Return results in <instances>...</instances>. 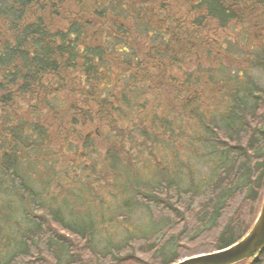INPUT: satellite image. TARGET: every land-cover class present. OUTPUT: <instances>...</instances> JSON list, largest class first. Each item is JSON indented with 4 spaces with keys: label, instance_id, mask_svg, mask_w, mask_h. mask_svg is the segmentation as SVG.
Wrapping results in <instances>:
<instances>
[{
    "label": "trees",
    "instance_id": "1",
    "mask_svg": "<svg viewBox=\"0 0 264 264\" xmlns=\"http://www.w3.org/2000/svg\"><path fill=\"white\" fill-rule=\"evenodd\" d=\"M261 7L264 0H0V242L19 238L0 264H87L92 257L99 264H173L242 239L264 197V87L251 74H264V42L249 56V68L220 60L225 46L214 57L219 64L208 68L207 45L216 28H234L253 13L262 24ZM257 34L264 40V28ZM177 64L182 76L174 71ZM157 111L167 114L166 121ZM206 113L208 144L222 149L224 158L211 174L213 183L202 191L163 177L160 187L136 192L155 220L175 211L167 227L97 254L89 210L76 206L86 215L82 226L62 202L52 205L44 197L50 179L42 177L55 167L92 173L98 153L125 162L129 149L139 148L134 130L148 143L152 122L172 134ZM90 128L96 140L84 134ZM38 182L43 189L34 187ZM70 185L71 193L80 188ZM162 195L174 202L164 205ZM175 203L196 204L195 211L179 215ZM11 223L16 228L7 235ZM163 234L165 240L156 241ZM199 235L207 244L183 251V243ZM239 264H264V251Z\"/></svg>",
    "mask_w": 264,
    "mask_h": 264
},
{
    "label": "rangeland",
    "instance_id": "2",
    "mask_svg": "<svg viewBox=\"0 0 264 264\" xmlns=\"http://www.w3.org/2000/svg\"><path fill=\"white\" fill-rule=\"evenodd\" d=\"M260 12H264V7H261ZM261 16L263 19H261L262 24L260 25H258L259 22L255 19L253 13L250 18H244L245 21L243 24L239 23L234 28H227L225 31L216 28L213 36L208 34L207 46H209V49L212 48V51L208 52V68L212 65L217 66L219 64L213 62H217L214 57L216 55L219 56L217 51H226L222 49L224 46L228 48V51H226L227 55L220 58V60L225 61V63L230 66L241 63L245 68H249V56L255 53L264 42L262 38H254L256 36L259 37L257 32L264 28V13H262ZM260 57L264 58V55H260ZM175 70L178 76H182L179 64L175 66L174 71ZM252 73L255 81L263 88V72L259 69H255L251 71V74ZM208 86L211 87L212 85ZM150 107L151 106H148V108ZM157 113L156 117H159V120L161 118V120L166 121L167 114L161 113V111H157ZM203 119L204 120H199L200 122L190 120L189 123H186L185 127L187 128L182 129V132L178 128H173L172 134H164L163 131H161V125L158 120L155 123L152 122L149 124V129L145 130L148 131V135L145 138L148 143L142 138L141 133L137 136L139 130H134L133 132L138 140V142H136L135 137L134 144L139 148L129 149L130 153H127L128 160L125 162L119 161L118 159L108 160L105 158L104 160V154L98 153V155L92 157V166L95 170V172L92 173L90 170L81 168L63 170L59 165L51 170V176L46 174L42 177L43 180L50 179L47 183V186L50 188V196L45 194L44 197L48 198L51 204L52 202H62L64 208L69 210L68 213L66 210H64V212L72 216L71 220H78V224L84 226V223L88 221L95 225L94 252L97 254H104V249L112 245L122 244L132 235H145L151 231H156L160 227H167L171 224L170 220H175V217L173 219L175 211L169 210V212H166L168 213L166 214L167 216L155 220L151 216L149 209L139 202L136 192L140 191L144 193L154 186L160 187V184L157 183L160 181L162 182L163 177H167L171 180H186L188 182L185 183L186 186H195L202 191L207 188L205 183H213L212 181H214V179H212L211 174L215 166L221 165V163L224 162V158L220 152L222 149H216V147L214 148L213 146L211 148L210 144H208V139L211 135V132L208 130V113L205 114ZM213 122L216 125H220L218 117L213 118ZM173 124L175 126L174 121ZM84 134L90 135L96 140L95 128L84 131ZM176 134H178V136ZM179 136H181V138H179ZM176 141L180 143L176 144ZM180 144L184 145L181 146ZM153 148L155 151L152 150ZM116 165L119 167V170ZM70 182L73 184L77 183V185H80V188L74 189L72 191L73 193L68 192L69 187L72 186ZM34 187L37 190L44 188L39 182L37 185H34ZM42 195V193H39L38 196L34 197L38 198ZM22 196L25 197L24 199L26 202H30V199H28L25 194L22 193ZM162 197V203L164 205L168 206L174 202V199L169 200V196L162 195ZM38 202L41 203L40 200H37L36 204H38ZM78 204L82 205L83 210H89L91 213L89 220L83 222V217L81 216L86 215L83 212L81 215L77 213L81 211L80 208H76ZM195 205L187 208L180 207L175 203L177 207L174 208L179 209L178 214L182 215L185 211L194 212ZM46 210L45 208V211ZM204 211H207V209H204ZM196 212H200V210L197 209ZM5 214H7L6 211H4L3 215ZM160 216H163V213H161ZM24 217L23 220L21 217L19 220L26 224ZM9 227L11 228L4 230L7 235L16 228L14 223H11ZM191 227L193 229L198 228L194 220H191ZM209 233L210 232H208V235ZM165 235L167 237L169 233H165ZM165 235L159 236L156 241H164ZM199 236L198 238L193 237V241H185L183 243V251L191 252V250H194L195 252L197 250L196 252H198L201 250V247L207 244V242L202 240V235ZM6 238L7 237H3V241L0 242L1 256H4L7 252H13L18 247L17 239L19 238ZM174 239L176 240L177 237ZM210 243L208 239V250L211 246ZM174 248L175 243L172 242L170 246L167 247V253L170 254V251ZM80 252H82V254L85 252L81 244ZM85 254L87 255L88 253ZM93 259L92 257L87 264H99L96 259L92 262ZM153 263L154 261H150V259H146L144 262V264Z\"/></svg>",
    "mask_w": 264,
    "mask_h": 264
},
{
    "label": "water",
    "instance_id": "3",
    "mask_svg": "<svg viewBox=\"0 0 264 264\" xmlns=\"http://www.w3.org/2000/svg\"><path fill=\"white\" fill-rule=\"evenodd\" d=\"M264 251V197L250 231L235 244L211 253L184 258L174 264H239L253 261Z\"/></svg>",
    "mask_w": 264,
    "mask_h": 264
}]
</instances>
